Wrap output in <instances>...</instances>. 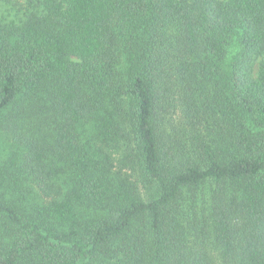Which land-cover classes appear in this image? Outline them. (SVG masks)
Returning a JSON list of instances; mask_svg holds the SVG:
<instances>
[{
    "label": "trees",
    "instance_id": "1",
    "mask_svg": "<svg viewBox=\"0 0 264 264\" xmlns=\"http://www.w3.org/2000/svg\"><path fill=\"white\" fill-rule=\"evenodd\" d=\"M0 264H264V0H0Z\"/></svg>",
    "mask_w": 264,
    "mask_h": 264
},
{
    "label": "rangeland",
    "instance_id": "2",
    "mask_svg": "<svg viewBox=\"0 0 264 264\" xmlns=\"http://www.w3.org/2000/svg\"><path fill=\"white\" fill-rule=\"evenodd\" d=\"M0 144H1V142H0ZM0 149H1V145H0Z\"/></svg>",
    "mask_w": 264,
    "mask_h": 264
}]
</instances>
